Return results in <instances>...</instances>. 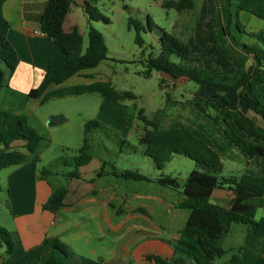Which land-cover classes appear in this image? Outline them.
<instances>
[{
	"label": "rangeland",
	"instance_id": "rangeland-1",
	"mask_svg": "<svg viewBox=\"0 0 264 264\" xmlns=\"http://www.w3.org/2000/svg\"><path fill=\"white\" fill-rule=\"evenodd\" d=\"M168 1L172 0H85L73 7L70 20L83 35L84 49L89 43V29L94 27L104 35L109 57L97 67L86 70L88 73L74 75L53 87L104 80L109 81L116 92H131L135 97H121L118 102H113L100 92H92L40 101L38 109L27 114L31 125L42 137L38 147L34 152L23 149L26 156L21 164L0 171V227L12 234L13 231L36 229L39 221L38 227L47 229L50 226L49 233L59 236L78 259L76 263L66 256L63 264H91L92 261L113 264L124 255L131 258L129 254L140 244L141 231L149 230L159 237L172 238L186 225L190 210L179 205L185 198L183 184L194 167V161L177 154L163 170L157 169L153 160L144 154V145L140 143L147 130L140 110H144L149 119L160 120L163 126L180 120L192 124L198 132L205 125L194 102L198 93L213 114L225 115L230 105L223 102L222 96L214 97L211 90L201 88L194 81L174 79L157 71L146 75L148 58L152 53L159 54L164 32L193 44L192 51L199 56L184 60L172 56L184 66L206 67L236 77L241 76L244 67L247 70L255 63L249 58L251 53L238 44L258 41L240 32L236 26L258 32L264 30V19L237 8L235 4L234 7L229 5L225 12L221 10L218 21L219 0H208L214 7L215 21L211 26L219 29L220 50L231 58L227 66L218 62L207 41L197 44L196 33L197 30L198 34L201 33V20L203 22L208 17L207 8L203 9L204 0H193L194 7L182 11L165 6ZM88 6L92 13L103 15L109 22L91 18ZM223 14L225 21L221 20ZM131 20L141 22L139 33L143 45L135 41L138 31ZM0 67L8 70L4 62H0ZM233 103L232 109L239 112L237 99ZM95 119L100 125L91 126L88 133L92 159L78 167L73 159L84 145L86 122ZM209 132L212 143L223 157V176H241L251 171L264 175L263 167L260 171L252 169L257 168V161L264 162L262 157L250 159L240 148H232V142L225 135L223 139L219 138L222 137V128L218 125ZM229 152L236 153V161L228 156ZM122 170H135L153 179L161 174L169 175L177 178L181 187L173 189L156 181L127 180L115 173ZM76 171L80 173L79 177L72 175ZM100 172L102 176H99ZM39 184L48 186L52 193L58 189L66 190L63 205L56 210L45 209L43 205L48 199L43 200ZM214 194L212 201L216 203L219 195ZM39 203H42L39 205L42 212L37 211ZM44 211L47 213L42 216ZM135 215L138 216L134 220L122 223ZM263 215L264 207H261L255 218L260 219ZM48 216L49 225L46 223ZM134 223L142 225L143 230L136 229ZM220 244L229 250L223 259L240 252L247 264H256L259 256L264 255V234L249 225L232 223ZM245 244L241 252L239 246ZM6 250V246L0 247V260L11 257ZM16 255L19 256L20 252Z\"/></svg>",
	"mask_w": 264,
	"mask_h": 264
},
{
	"label": "trees",
	"instance_id": "trees-1",
	"mask_svg": "<svg viewBox=\"0 0 264 264\" xmlns=\"http://www.w3.org/2000/svg\"><path fill=\"white\" fill-rule=\"evenodd\" d=\"M7 0H0V34L9 28L10 23L4 15L3 5ZM237 2V8L264 19V0H226ZM76 0H48L41 17L42 32L53 39L54 45L48 58L44 77L41 83L32 88L28 96L40 98L46 101L51 97L69 94H82L100 92L105 98L118 102L121 97H135L131 92L120 94L114 90L109 81L97 80L86 85H73L62 87L53 91L47 89L54 84H61L78 72L97 67L109 57V47L104 35L94 27H90L89 43L84 49L83 35L74 25L69 31L64 29V22ZM174 7L179 11L194 7L193 0L168 1L164 4ZM89 10V6L87 8ZM91 18L109 19L101 14L92 13ZM133 22L137 29L136 43L144 44L139 31L141 22ZM243 33L255 39L256 43H239L244 51L254 55L256 64H252L236 80L228 73L219 74L206 67H187L172 59L176 55L179 59H190L199 56L192 51L190 42L172 33L164 32L161 39L158 55L149 56L148 70L168 74L174 79H187L196 82L201 88L206 87L213 92L214 97L222 96L223 102L230 104L228 93H236L242 99L248 109L264 118V98L257 92V85L264 82V30L258 32L248 31L244 26H236ZM210 51L216 55L219 63L229 66L231 58L224 54L219 47L218 38L215 39ZM203 57V56H202ZM208 61L206 57H203ZM0 62H4L8 70L0 67V91L7 86L8 79L12 76L19 63L18 55L0 45ZM260 70V71H258ZM195 106L201 111V120L207 126L218 125L226 138L233 145L243 150L249 158L262 157L264 159V132L249 122L236 110L227 107L225 115L211 113L206 101L202 102L199 93L195 96ZM142 120L147 125L145 134L140 138L144 145V154L150 157L155 167L163 170L165 165L175 155L183 154L194 161V167L183 184L182 192L184 200L179 207L190 210L184 229L180 231L178 241L174 244L175 252L172 257H164L160 254L149 253L147 259L154 264H247L239 253L233 254L228 259L223 257L229 252L221 246L222 238L229 233L232 223H241L254 227L257 230L264 229V217L255 219L259 208L264 206V175L244 173L241 176H223V157L221 152L208 142L203 131L196 132L192 124L174 120L170 125L163 126L160 120L149 119L140 110ZM130 120V119H129ZM98 120L86 122L84 145L80 154L74 157L79 167L92 159V153L88 145V133L91 126L98 127ZM42 137L38 130L30 123L26 114L0 109V171L21 164L25 159V152H34ZM47 171V170H45ZM118 177L127 180L156 181L163 187L178 189L181 187L177 178L159 175L153 179L140 174L135 170H122L115 172ZM72 175L79 177L78 171ZM102 172L99 176H102ZM217 188H229L233 192L230 206H223L212 201V195ZM1 189V186H0ZM66 190L54 191L43 207L56 210L63 205ZM6 246L7 254L15 250V242L10 231L0 227V247ZM50 252V256L44 264H63V257H71L78 263L75 254L71 252L59 236H47L38 245L29 251L18 261L10 264H32L43 254ZM4 263V258L0 264ZM257 264H264V255H260Z\"/></svg>",
	"mask_w": 264,
	"mask_h": 264
},
{
	"label": "crops",
	"instance_id": "crops-1",
	"mask_svg": "<svg viewBox=\"0 0 264 264\" xmlns=\"http://www.w3.org/2000/svg\"><path fill=\"white\" fill-rule=\"evenodd\" d=\"M81 1H85V0H76V3L72 6L71 11L68 14L64 22V29L66 31H69L70 28L75 25L74 23L71 22L70 17L73 12V7L80 4ZM47 3H48V0H7L5 1L3 5L4 15L9 21L10 26L9 28L4 30L0 34V45L8 50L15 52L19 57V63L16 67L14 74L9 77L7 86L2 88L0 91V109H5V110L13 111L16 113L27 115V114H30L31 112H34V110L38 109L39 102L40 101L42 102L43 96H41L40 98H31L28 96V93L32 88L37 87L41 83L44 77L48 58L51 55L52 50H53V45H54L53 39L45 35L41 29V17H42V14L44 12V9ZM235 4L237 5V2L229 3L226 0H219V7H218V13H217L218 21H219L220 15L222 14L221 10L225 12L229 5H233L234 7ZM203 7H204L203 8L204 10H206L207 8L208 17H207V20H203V22L201 20V23H200L201 30H199L201 31V33L198 34V30L196 33L197 35L196 37L198 41L197 44L198 43L201 44V42L207 41V46H209V49H210L212 45L214 44V39L216 37L219 38V34H217L219 33L218 32L219 29L217 27L214 28V26H211L213 25L215 21L213 19V11H214L213 8L214 7L211 1L208 2V0H204ZM223 15L224 17H222L221 20L225 21V14ZM221 20H220V23H221ZM66 25L68 26L66 27ZM211 40H213L212 41L213 43H211ZM191 45L193 46L192 43ZM236 48H237V45H236ZM249 58L253 60V63L255 61L254 64H256L254 55L250 54ZM231 63L234 64L233 61ZM242 64L244 63L242 62ZM86 70H82L75 75H83L85 73H88L86 72ZM241 71L242 72L246 71L245 67ZM237 76L232 77V80L233 81L236 80L238 78ZM54 85H60V84H54ZM55 89H58V88H54L53 85H51L47 89V92L53 91ZM257 92L260 93L261 96L264 98V82L263 83L260 82L257 85ZM227 97L230 99L229 108H232L234 104L233 103L234 100L237 99L238 103L240 104V107L237 110L238 111L240 110L239 112L242 115H244L245 118L249 122L253 123L257 129L264 132V118L263 117H261L260 115H257L251 109H248L247 106L243 103L242 99L238 96V94L228 93ZM242 106L243 108H241ZM214 127H216V125L211 126V127L204 125L201 128V131H203L206 134V138L208 142L211 143L213 146L215 145L212 143L213 137L211 136L209 130H212ZM223 135L224 133L222 131V137H219V138L223 139L224 137ZM230 146L232 148L236 147L235 145L231 143H230ZM0 147H1V144H0ZM227 154L228 156L233 158L234 161L237 160V158L234 157L236 156V153L229 152ZM250 159H256V157L250 158ZM260 161L261 162L257 161V164H256L257 168H252V169L256 171H260L261 168L263 167V170H264V162H262V160ZM249 174L258 175L257 173H253L252 171ZM39 191H40V194L43 196L44 201L47 200L52 193V190L45 184H39ZM214 193H217L219 195V197L216 198V203L223 205V206H230V202L233 197L232 190H230L229 188H217L213 192L212 197L215 195ZM41 204L39 203L37 205V211L39 210L40 212L43 211L40 209V206H39ZM125 206H128V202H125ZM46 213L47 212L44 211L42 216H44ZM137 216L138 215L127 217L125 220H123L122 223L130 219L134 220ZM49 217L50 216H48L47 218L45 217L47 225H49L50 223L48 220ZM262 217H264V215ZM256 220H259V219H256ZM27 221L28 220H25V222ZM54 221L56 220L54 219L53 222ZM39 224H40V221L38 222V226ZM133 225L136 227V229H139V230H143L142 228H144L142 225L137 224V223H134ZM38 226L36 229L30 228V229H25L21 231L23 233H21L20 231H13L11 236L12 238H14L13 240H15V250L11 254V257L8 258V260L7 258L4 260L3 264H10L12 262L18 261L29 251L30 248L40 244L45 239V237L52 236L49 233L50 226H48L49 228L47 227V229L41 226L40 227ZM260 231L261 233L264 234V229ZM141 232L143 233L141 236L140 244L137 245L134 248V250H132L131 253L129 254L131 258L125 257L124 255L123 258H119L116 261H113V264H147V263L154 264L153 261L148 260L146 257L147 254L149 253L160 254L168 258L173 256L175 252L174 244L178 241L180 233L173 234L172 238L169 236L163 238V237H159L158 235L153 234V232L149 230H144ZM245 247H246V244L239 246L240 249L242 248L241 252H243L242 250ZM18 251L20 252L19 256L16 255ZM49 256H50V252H47L43 254L40 258L35 259L32 264H44L49 258ZM91 264H99V263H95L94 261H92Z\"/></svg>",
	"mask_w": 264,
	"mask_h": 264
},
{
	"label": "built area",
	"instance_id": "built-area-1",
	"mask_svg": "<svg viewBox=\"0 0 264 264\" xmlns=\"http://www.w3.org/2000/svg\"><path fill=\"white\" fill-rule=\"evenodd\" d=\"M54 223L56 224V223H57V221H54Z\"/></svg>",
	"mask_w": 264,
	"mask_h": 264
}]
</instances>
